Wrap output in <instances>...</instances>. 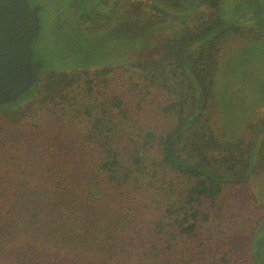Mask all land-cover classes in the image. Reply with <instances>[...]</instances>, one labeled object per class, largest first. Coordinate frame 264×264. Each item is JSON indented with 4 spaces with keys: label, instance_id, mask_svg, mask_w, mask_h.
Wrapping results in <instances>:
<instances>
[{
    "label": "trees",
    "instance_id": "1",
    "mask_svg": "<svg viewBox=\"0 0 264 264\" xmlns=\"http://www.w3.org/2000/svg\"><path fill=\"white\" fill-rule=\"evenodd\" d=\"M198 1L207 19L154 54L40 68L0 103V264H264V113L249 139L214 134L220 0Z\"/></svg>",
    "mask_w": 264,
    "mask_h": 264
},
{
    "label": "rangeland",
    "instance_id": "2",
    "mask_svg": "<svg viewBox=\"0 0 264 264\" xmlns=\"http://www.w3.org/2000/svg\"><path fill=\"white\" fill-rule=\"evenodd\" d=\"M195 1H159L171 12L191 13L182 19L154 14L143 2L134 10L128 0H28L38 6L39 24L30 41L31 59L40 62V68L55 69L127 65L154 54L167 37L201 21L197 14L205 15V7L199 3L203 7L195 12ZM250 1L220 0L222 22L239 29L226 39L220 36L214 49L210 122L221 141L249 139L255 132L250 125L264 113V31L257 30ZM220 31L221 27L215 29L208 38ZM250 185L264 205V171L253 174ZM255 247L264 251V219Z\"/></svg>",
    "mask_w": 264,
    "mask_h": 264
},
{
    "label": "water",
    "instance_id": "3",
    "mask_svg": "<svg viewBox=\"0 0 264 264\" xmlns=\"http://www.w3.org/2000/svg\"><path fill=\"white\" fill-rule=\"evenodd\" d=\"M151 6L164 15H185ZM38 27V6L28 0H0V103L16 99L36 80L41 63L31 59L30 41Z\"/></svg>",
    "mask_w": 264,
    "mask_h": 264
},
{
    "label": "flooded vegetation",
    "instance_id": "4",
    "mask_svg": "<svg viewBox=\"0 0 264 264\" xmlns=\"http://www.w3.org/2000/svg\"><path fill=\"white\" fill-rule=\"evenodd\" d=\"M197 1V3L195 4L194 3V5H195V7H196V11L195 12H197V10L199 9V6H201V5H199V1L198 0H196ZM172 3H177V2H175L174 0L173 1H171ZM203 3V5H204V10L206 11V15L208 14L209 15V13L211 12V11H207V8H209V9H211L210 7H209V5H207L205 2H202ZM157 4H159V5H161L160 3H157ZM152 5V4H151ZM250 5L252 6V10H254L255 11V14H256V18H257V20H258V27H257V30L260 32V33H263V31H264V21H263V18H264V1L263 0H251L250 1ZM161 6H163V5H161ZM164 7V6H163ZM201 7H203V6H201ZM165 8V7H164ZM167 9V8H166ZM219 9H220V7H219ZM167 10H169V9H167ZM214 10H215V8H214ZM177 14H184V13H177ZM164 15V14H163ZM190 15H191V13L189 14V13H187V14H185V15H183V16H177V17H179V18H187V17H190ZM206 15H204V13H203V11H202V13L200 14V13H198L197 14V18H200V16L202 17H205V19H207V17H206ZM228 29H230V30H228ZM235 28L234 27H232V26H229V25H226V23H221V39H226L229 35H231V34H237L238 32H239V29H237V30H234ZM225 30H228V31H225ZM176 33H177V31H176ZM209 36H211V32H209V33H207L206 34V37L208 38Z\"/></svg>",
    "mask_w": 264,
    "mask_h": 264
}]
</instances>
